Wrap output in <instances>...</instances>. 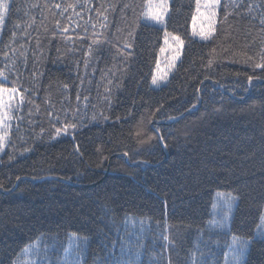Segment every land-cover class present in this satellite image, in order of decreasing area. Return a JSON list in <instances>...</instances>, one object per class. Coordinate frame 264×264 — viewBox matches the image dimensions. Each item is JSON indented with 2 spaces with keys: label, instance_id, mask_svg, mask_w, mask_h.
Listing matches in <instances>:
<instances>
[{
  "label": "trees",
  "instance_id": "1",
  "mask_svg": "<svg viewBox=\"0 0 264 264\" xmlns=\"http://www.w3.org/2000/svg\"><path fill=\"white\" fill-rule=\"evenodd\" d=\"M8 2L0 87L23 101L0 158V264L71 236L83 264H222L227 236L264 264V0H223L207 41L196 0H171L165 28L147 0ZM165 32L184 51L155 88ZM218 193L237 200L229 234L211 227Z\"/></svg>",
  "mask_w": 264,
  "mask_h": 264
},
{
  "label": "rangeland",
  "instance_id": "2",
  "mask_svg": "<svg viewBox=\"0 0 264 264\" xmlns=\"http://www.w3.org/2000/svg\"><path fill=\"white\" fill-rule=\"evenodd\" d=\"M170 1L171 0H168V5L170 4ZM222 3L223 0H220V6L217 9L216 23L214 25V28H216L218 23L219 11L221 9ZM203 11L204 9L201 8V12ZM169 14H170V9L168 11V14L164 18V22H165L164 25L157 24L155 21L148 20L145 17H144V21L150 25L160 28H165ZM195 16H197V11ZM201 24H203V26L207 29V21H201L200 19H198L196 21L197 30H199ZM192 33H193V24H192ZM193 37L202 41H207L201 39V37L198 35H193ZM176 47L177 46L175 42L171 38H169L167 45L165 44V39H164L162 48L165 49V51L164 52L160 51V56L153 72V76H156L158 78V83L157 84L152 83L153 87L160 88L165 86L168 83L172 74L175 72L178 64L182 59L184 45L182 48L179 49V55L173 61L172 58L173 56L176 55ZM173 64L175 65L174 67H172ZM161 77H163V79H160ZM5 99L7 100V94H5ZM20 101H21L20 93L17 92L14 94L13 99L10 101V107L6 109L10 117V119L6 118V123L9 125V137L13 129L14 111L16 107L20 105L21 103ZM67 131H63L64 135H66ZM9 137H8V141H9ZM8 141H7V145H8ZM6 147L3 149V151H0V158L4 153ZM228 197H234V196L227 193H218L216 195V199L213 207L211 227L214 231H220L222 233L229 234L230 221L237 200L235 198L231 202V211L229 212L227 206L224 204V200ZM226 217L227 219H225ZM227 238H228L227 246L225 251L223 252L222 264H243L248 249V242L246 247L243 249V255H237L236 249H240L241 246L245 243V241L235 237L237 243L233 245L234 237L229 238V236H227ZM256 238H264V216L257 231ZM27 249H29V251L23 252L22 256L17 260L16 264H83L84 261V256L79 251V241L75 236H71L69 238L66 246H63L53 241L52 239H49V240H43L32 247H28ZM77 250L79 254L78 262L76 260ZM65 252H69L70 255L65 257L64 255ZM234 256H236L235 261L233 259Z\"/></svg>",
  "mask_w": 264,
  "mask_h": 264
},
{
  "label": "snow or ice",
  "instance_id": "3",
  "mask_svg": "<svg viewBox=\"0 0 264 264\" xmlns=\"http://www.w3.org/2000/svg\"><path fill=\"white\" fill-rule=\"evenodd\" d=\"M220 6V0H196V11L197 16L193 17V35H198L201 39L208 40L212 38V35L215 31L214 25L216 23L217 9ZM59 7V5H57ZM201 8L204 9L201 12ZM169 5L168 0H147V4L145 6V10L143 12V16L151 21H155L157 24L164 25V18L168 14ZM9 12V2L8 0H0V25L3 24L5 16ZM200 19L201 21H207V29L201 24L199 30L196 27V21ZM264 22V21H262ZM166 27V25H165ZM66 31V30H65ZM171 38L176 44V55L173 56V61L179 55V49L183 47L184 41L178 36L173 35L171 33L165 32V44H168V40ZM165 49H161V52H164ZM264 58V57H262ZM175 65L173 64L172 67ZM256 68L264 69V63H257L254 65ZM0 76H3V73L0 72ZM6 79V78H5ZM160 79H163L161 77ZM251 80V77H249ZM153 84L158 83V78L153 76L152 79ZM18 92L16 88H5L0 87V151L7 146V141L9 137V125L6 123V118L10 119L8 109L10 107V101L13 99L14 94ZM5 94H7V100L5 99ZM21 101H23V94H20ZM69 127L74 128L75 124L68 125L65 124L64 131H67ZM57 134H60L61 129H56ZM166 146V145H165ZM235 199V197H228L224 200V204L227 206L229 212L231 211V202ZM227 219V217L225 218ZM237 243L236 238H233V245ZM247 242H245L240 249H236L237 255H243V249L246 247ZM31 247V246H30ZM29 249H25L24 252H28ZM65 257L69 256V252H65ZM234 261L236 260V256L233 257ZM76 260L79 261L78 250L76 253ZM200 264H205L203 259H201Z\"/></svg>",
  "mask_w": 264,
  "mask_h": 264
}]
</instances>
